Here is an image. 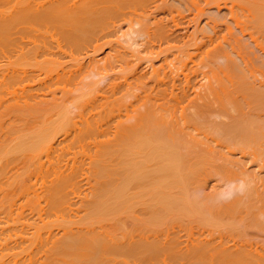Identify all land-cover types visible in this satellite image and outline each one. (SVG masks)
Listing matches in <instances>:
<instances>
[{"label": "bare ground", "instance_id": "obj_1", "mask_svg": "<svg viewBox=\"0 0 264 264\" xmlns=\"http://www.w3.org/2000/svg\"><path fill=\"white\" fill-rule=\"evenodd\" d=\"M189 11L194 31L179 47L171 22ZM108 37L133 56L139 46L166 43L164 51L177 53L166 59L168 74L192 85L173 84L166 99L157 91L140 96L101 124L106 120L94 110L109 99L97 95L111 79L106 62L123 59L113 46L99 58ZM151 63L152 76L162 77L163 65ZM1 68V82L13 88L0 100V180L6 173L16 180L32 165L46 168L72 138L93 137L94 151L89 176L84 172L92 183L78 188V166L55 163L50 180L32 188L41 225L0 238L10 252L19 248L5 250L10 255L26 253L11 264H264V242L250 234L264 233V0H0ZM59 78L66 82L61 89ZM54 222L56 229L40 234Z\"/></svg>", "mask_w": 264, "mask_h": 264}, {"label": "rangeland", "instance_id": "obj_2", "mask_svg": "<svg viewBox=\"0 0 264 264\" xmlns=\"http://www.w3.org/2000/svg\"><path fill=\"white\" fill-rule=\"evenodd\" d=\"M163 11L164 12H166V9H164V10H159L158 11V13H163ZM191 11H189V12H185V13H180L181 15H179L178 13H175L174 14V16H175V19H176V21H174V22H171V23H173V24H171V26H172V30L175 32V35H177V39L175 40L176 41V43H175V45H177V46H179L180 47V44L182 43V42H184L185 40H187V38H188V36L187 35H189L192 31H194L193 30V27H192V24H191V16H192V12L190 13ZM194 12V11H193ZM178 14V16H176ZM190 14V15H189ZM162 15V14H161ZM166 16L168 17L167 19H169L170 17L166 14ZM159 17H161V16H159ZM182 17H186L185 19H183ZM177 18H179V19H177ZM188 20H190V21H188ZM123 26V31L124 30H126V26H125V24H123L122 25ZM134 28H136V26L134 27ZM195 34V33H194ZM114 37L116 36V35H113ZM113 36H111V38L113 39L112 41H115L116 39L113 37ZM195 36H196V34H195ZM198 36V35H197ZM179 37V38H178ZM110 37H108V38H106V40L107 39H111ZM115 39V40H114ZM106 40H102V41H104V42H106ZM118 40H120L121 41V43L123 42L122 40H121V38L120 39H118ZM117 40V41H118ZM134 40H136V39H134ZM109 43L108 44H110V42H111V40H107ZM137 42H142L143 41V38L141 39H138V40H136ZM161 41V40H160ZM159 41V42H160ZM174 41V42H175ZM101 42V41H100ZM100 42H98V43H100ZM174 42L173 43H171L170 45H173L174 44ZM97 43V44H98ZM102 44H103V42H101ZM100 43V45H102ZM120 43V42H119ZM124 43L125 42H123V44H121V45H124ZM155 43V44H154ZM153 44H149V45H145V46H141V48H140V46L138 47V46H136V47H138L139 48V54H138V56L136 55V56H133L134 54H128V53H126V51H128V49H127V44L125 43V45L127 46H125L124 45V47H126L125 49H124V51H125V53H123V49H122V46H121V48L119 47V44L117 43V42H113L112 43V45L110 44V47L108 46V44L107 45H104L105 47H103V46H101V47H103V49L99 46V44H98V46L102 49V50H99L98 49V56H99V58L100 57H104L106 54H107V52L109 53V51H110V48H111V46H113V47H117V48H111V49H113V50H111V51H113L112 53H114L116 56H117V58H119L118 60H120L121 58H123L122 60H121V62L123 63H120V61H119V63L118 62H113V61H110V64H109V60L106 62V64L108 65V66H106L107 67V69H106V73L108 74V75H110V77H111V79L113 80H111L110 78H106L104 81H102L101 83H100V89H103V91L102 92H100V93H98L97 95H99V96H101L102 97V95L106 98V99H112V100H106L105 102L107 103V105L110 103L111 105V107L108 105V107H110V108H108L107 106H106V103L104 102V100H102V102H100V104L99 103H97L96 102V104H95V106H96V111L94 110V112H97V110H98V114H100V119H102L101 121H103L104 120V118H105V122L103 121L101 124H110V123H112V122H110V120L111 121H113L111 118H114L117 114H119V112H122L123 110H124V107L122 108V106H125V107H128L129 105H130V102H132V100H133V102H135V99H138L140 96H148L149 94L150 95H152V96H154L153 94L154 93H152V92H159L160 94H159V96H157V97H159V98H161V99H166V96L165 95H168L169 94V90H170V88L172 87V86H175L176 85V88L175 87H173L174 89H177V88H179L178 86H183V87H186V86H188V87H190V85H192V82H190L189 83V85H187L186 83H181V84H179V82H177L178 80L180 81V79H178V77L176 78V76L173 74V75H171V74H168V71L169 70H167L169 67H168V65H167V61H166V59L167 60H169V59H172L173 57L172 56H176L177 55V53L175 52V51H173V52H171V51H164V48L166 47V43H164L163 44V42H162V44H161V46L159 47V43L157 42V41H155ZM157 43V44H156ZM180 43V44H179ZM97 44H95V45H97ZM118 44V46H116ZM152 45H156L155 47L156 48H154V46H152ZM93 46H94V44L91 46L92 48H93ZM135 46V45H134ZM152 46V47H151ZM158 46V47H157ZM94 47H97V46H94ZM107 47H109V48H107ZM136 47L135 48H133L134 50L136 49ZM168 47V46H167ZM90 48V47H89ZM119 48V49H118ZM129 48V47H128ZM146 48H148V49H146ZM150 48V49H149ZM152 48H154V49H152ZM91 49V48H90ZM120 50V49H122V52H120V51H118V50ZM130 50H131V47L129 48ZM145 49V50H144ZM188 49V48H187ZM189 49L191 50L192 48L191 47H189ZM188 49V50H189ZM137 50L138 49H136V53H137ZM145 53H143L142 51ZM162 50V51H161ZM101 51V52H100ZM118 51V52H117ZM132 51V50H131ZM141 51V52H140ZM150 51H152L151 53H153L152 55H150L151 53H150ZM160 51H161V53L163 52L164 53V55L163 54H161L160 53ZM185 51H186V49H185ZM133 52H135V51H133ZM149 52V53H148ZM123 54V56L122 55H119V54ZM142 53V54H141ZM156 53V54H155ZM174 53H175V55H174ZM113 54V55H114ZM125 54H127L126 56L127 57H129V58H127V57H124V55ZM157 54H159V55H157ZM120 57H119V56ZM133 57H132V56ZM140 55V56H139ZM150 55V56H149ZM131 56V57H130ZM147 56V57H146ZM152 56H154V57H152ZM63 57L64 56H61L60 58H61V61L60 62H65V65L66 64H68V65H71V63L70 62H72L71 60H70V62H68L69 61V57H65V59H63ZM177 57H179V59L180 60H182V61H186L184 58L182 59L181 58V56H177ZM60 58H59V60H60ZM124 58H125V60H124ZM134 58V59H133ZM146 58V59H145ZM63 59V60H62ZM130 59H131V61H130ZM145 59V60H144ZM147 59H149V60H147ZM133 60V61H132ZM128 61V62H127ZM144 61H146V62H144ZM147 61H149L151 64H153L154 66H156V67H154V68H156L157 69V67H161V65H163L162 66V72H164V74H162V77L160 76V77H156V78H154L153 76V74H151L150 72L152 71L151 70V68L149 67L150 66V63L149 62H147ZM154 61V62H153ZM187 62V61H186ZM185 62V63H186ZM74 63V62H73ZM86 64L85 65H87V60H86V62H85ZM115 63V64H114ZM129 63H131V64H129ZM135 64L133 67H134V69H131L132 67V65L133 64ZM137 63V64H136ZM76 64V63H75ZM113 64H114V66H113ZM125 64V65H124ZM157 64V65H156ZM64 65V66H65ZM120 67H119V66ZM129 67H128V66ZM149 65V66H148ZM110 67V68H109ZM113 67V68H112ZM126 68V69H128V70H126L125 69V71L123 70V71H121V72H117V70H119V68ZM131 67V68H130ZM164 67H165V69H164ZM5 69V68H4ZM3 68H1V70L0 71H3L4 70ZM116 69V70H115ZM31 70H34V69H31ZM61 70V67H59V71ZM109 70H110V72H109ZM131 70H132V72H131ZM160 71V70H159ZM114 72H115V74H114ZM117 72V73H116ZM128 72V73H127ZM136 72V74H134ZM149 72V73H148ZM125 73V74H124ZM112 74H114V75H112ZM127 74H128V76H127ZM139 74V75H138ZM153 75V76H152ZM165 75H168V76H166L165 77ZM171 75V76H170ZM195 75H197V74H195V73H193L192 74V76L190 77V78H193ZM119 76L120 77H122L123 79H120L119 78ZM124 76V77H123ZM130 76V77H129ZM134 76V77H133ZM138 76V77H137ZM163 76L165 77V79L163 78ZM173 76H174V80H173ZM152 77H153V79H152ZM167 77H171L170 79L169 78H167ZM182 77V76H181ZM181 77H179V78H181ZM1 78V80H0V93L1 94H3V95H1L0 96V100H1V98H2V96H4L5 95V92L9 89L10 90V88H13V86H12V84H11V82H9V81H4V82H1V81H3V78L2 77H0ZM125 78V79H124ZM129 78V79H128ZM135 78V83L133 82V79ZM136 78H138L137 79V81H136ZM158 78L160 79V81L158 80ZM166 78H167V80H166ZM130 79H132L131 81H130ZM153 81H152V80ZM121 80V81H120ZM191 80H194V78L193 79H191ZM29 81V80H28ZM64 81H65V78H59V89H61L62 87L61 86H65L66 85V82H65V85H64ZM115 81V82H114ZM125 81H128V82H125ZM157 83H156V82ZM169 81V82H168ZM174 81V82H173ZM29 82H31V81H29ZM125 82V83H124ZM149 82V83H148ZM152 82V83H151ZM155 82V83H154ZM158 82L160 83V84H162V85H160V84H158ZM173 82V83H172ZM184 82V81H183ZM5 83V84H4ZM9 83V84H8ZM129 83H130V85H129ZM135 84V85H134ZM142 85V87H141V85ZM164 84H166V85H164ZM171 86H170V85ZM173 84H175V85H173ZM11 87H10V86ZM105 85V86H104ZM134 85V86H133ZM147 85V86H146ZM159 85H160V87H159ZM6 86V87H5ZM15 86V85H14ZM109 86V87H108ZM128 86V87H127ZM138 86V87H137ZM3 87V88H2ZM106 87V88H105ZM111 87V88H110ZM123 87V88H122ZM127 89H126V88ZM130 87V89H128ZM149 87V88H148ZM153 87V88H152ZM159 87V88H158ZM168 87V88H167ZM5 88V89H4ZM8 88V89H7ZM138 88V89H137ZM140 88V89H139ZM145 89L146 90V92L144 93V92H142V91H145V90H143V89ZM159 90H157V89ZM164 90H163V89ZM165 88H167V89H165ZM172 88V89H173ZM105 89V90H104ZM109 91H108V90ZM117 89H118V91H117ZM137 89V90H136ZM149 89V90H148ZM6 90V91H5ZM111 90V91H110ZM141 90V91H140ZM152 90V91H151ZM4 91V93H2ZM138 91V92H137ZM128 92V93H127ZM142 92V93H141ZM102 93H105V94H102ZM117 93L118 94H120L119 96L117 95ZM131 93V94H130ZM165 93V94H164ZM100 94H102V95H100ZM107 94V95H106ZM113 94V95H112ZM127 95V94H130L129 95V97L128 96H124V95ZM144 94V95H143ZM59 95H60V93H59ZM132 95V96H131ZM133 95H134V98H133ZM139 95V96H138ZM157 95H158V93H157ZM107 96H108V98H107ZM116 96H117V98H116ZM151 96V97H152ZM113 97V98H112ZM137 97V98H136ZM114 98H116V99H114ZM125 98H126V100H127V102H126V100H125ZM89 99V100H88ZM90 99H94V96H91V97H89V98H87L86 100L89 102L90 101ZM85 100V101H86ZM91 100V101H92ZM85 101H83L82 103H81V105L82 104H84L85 103ZM86 101V103H88ZM115 101V102H114ZM120 101V102H119ZM113 102V103H112ZM125 102H126V104H125ZM129 102V103H128ZM85 103V104H86ZM115 103V104H114ZM117 103V104H116ZM1 104V103H0ZM99 104V105H98ZM105 104V105H104ZM104 105V106H103ZM115 105V106H114ZM119 105H120V107H119ZM122 105V106H121ZM128 105V106H127ZM102 106V107H101ZM106 106V107H105ZM119 109H118V108ZM98 108H102L101 109V111L102 110H104V112L102 111H100V109H98ZM114 108V109H113ZM121 108V109H120ZM113 109V110H112ZM107 110V111H106ZM105 111H106V113H105ZM110 111V112H109ZM111 112H113V113H111ZM114 112H115V114H114ZM117 112V113H116ZM103 113H105V114H103ZM112 114V115H111ZM113 114H114V116H113ZM104 115V116H103ZM105 115H107V117H109V118H107ZM110 116H112L111 118H110ZM107 118V119H106ZM108 121V122H107ZM99 124H100V122H99ZM93 137H91V140H89V139H78L76 142H75V140L76 139H74V138H72V139H70V142L68 141V142H66L65 144H60L59 145V147L52 153V155H54V156H49L50 158H53V159H50L49 158V161H48V163L46 164V168H39V169H37V168H35V167H33V165L30 167V168H28V170L27 171H25V172H23L22 174H24L25 175V179H23L24 178V175H22L21 177H22V180H21V177H19L20 178V181H19V178H17L16 180H14L12 177L14 176L13 174H12V176L10 177V175H11V173L10 174H8V173H6V174H4V175H2L1 176V180H0V191H2L3 189V191L1 192V196L0 197H3V199H4V197H6L7 199H5L4 201H2L1 202V206H0V208L2 207V210L0 209V215L3 217V218H1V216H0V221H2V220H6V221H4L5 223H3V221L0 223V238L1 239H6V237H5V233H7L6 234V236H8L9 234H13L14 232L17 234V236L21 233H19V231H22V230H24L25 228L26 229H30L31 231H33L32 229L34 228V226H32L33 224L34 225H41V223L39 224V219L37 220L36 218H38V216L39 215H37V217L35 216V214H37V213H39V209H37V211H36V207L37 208H39V206H38V203H37V198H35L34 199V197H36L35 196V194L33 193V191H34V189H35V191L36 190H38L39 189V187L41 186V184L40 185H38L39 183H44L45 182V180L48 182V180H50V178L51 177H49V173L52 175L53 174V172H56L57 171V167H58V165H61L62 166V164L64 165V164H66V163H70V165L71 164H73V167H76V166H78L77 167V169H78V172H77V175H78V179L76 180V178H75V180H74V183H81V184H78L77 185V187L78 188H80L81 187V185L82 186H85L84 184L85 183H89L90 181H88V180H85L86 178H85V174H84V172L86 173V175L87 176H89V171L87 170L88 169V164H89V162H90V157L93 155V153H94V151L93 150H90V149H92L91 148V146L89 145L91 142H92V139ZM71 140H72V142H71ZM80 141V142H79ZM75 142V143H74ZM78 142V143H77ZM84 142H86V144L84 143ZM69 143V144H68ZM71 143H73V144H71ZM72 146H71V145ZM80 146H79V145ZM84 145V146H83ZM76 146V147H75ZM75 147V148H74ZM59 149V150H58ZM79 149H83L82 151L81 150H79ZM87 149V150H86ZM89 149V150H88ZM85 150V151H84ZM89 152V154H88V152ZM92 151V152H91ZM85 154H84V153ZM51 155V154H50ZM87 155L89 156V157H87ZM91 155V156H90ZM57 157H58V159H57ZM57 160V161H56ZM53 161V162H52ZM86 161V162H85ZM74 162H76L75 164H74ZM53 163V164H52ZM55 163H59L58 165L57 164H55ZM61 163V164H60ZM86 163V164H85ZM49 164V165H48ZM52 164V165H51ZM55 164V165H54ZM51 165V166H50ZM87 165V166H86ZM80 166V167H79ZM51 167V168H50ZM55 167V168H54ZM87 167V168H86ZM248 167V166H247ZM80 168V169H79ZM258 168L259 167H256L255 169H253V170H255V171H257L258 170ZM264 168V167H263ZM36 169H37V171H36ZM42 169V170H41ZM56 169V170H55ZM82 169V170H81ZM30 170H31V172H30ZM32 170H34V171H32ZM49 170V171H48ZM54 170V171H53ZM76 170V169H75ZM80 170V171H79ZM259 170H260V168H259ZM258 170V171H259ZM261 171L262 172H260L261 174H263L264 175V170H262L261 169ZM32 172H34V173H32ZM36 172H37V174H36ZM45 172V173H44ZM52 172V173H51ZM81 172H82V175H81ZM44 173V174H43ZM48 173V174H47ZM29 174V175H28ZM34 174V175H33ZM260 174V175H261ZM5 175H6V177H5ZM50 175V176H51ZM76 175V171H75V176H77ZM262 175V176H263ZM39 176V177H38ZM40 176H42V177H40ZM81 176V177H80ZM262 176H259V177H262ZM15 177V176H14ZM27 177H28V179H27ZM34 177H35V179H34ZM47 177H49V178H47ZM7 178H8V180H7ZM80 178H81V180H80ZM85 178V179H84ZM214 177H212V178H210L209 180H211V184H214L213 182H212V179H213ZM264 178V177H263ZM4 179V180H3ZM31 179V180H30ZM33 179V180H32ZM44 179V180H43ZM79 180V181H78ZM85 182H84V181ZM91 180V179H90ZM12 181V182H11ZM14 181H15V183H14ZM18 181V182H17ZM34 181H36V182H34ZM39 181V182H38ZM87 181V182H86ZM9 182V183H8ZM21 182V183H20ZM23 182V183H22ZM29 182H30V184H29ZM31 182H33V183H31ZM84 182V183H83ZM12 183V184H11ZM17 183V184H16ZM36 183H38V184H36ZM90 183H92V180H91V182ZM209 184V186L211 185L210 184V181L208 182ZM7 184V185H6ZM21 184H22V186H21ZM24 184V185H23ZM5 185V186H4ZM9 185V186H8ZM12 185H13V187H12ZM18 185V186H17ZM36 187H35V186ZM263 185H264V183H263ZM7 186V187H6ZM17 186V187H16ZM24 186V187H23ZM29 186V187H28ZM9 187V188H8ZM15 187V188H14ZM20 187H23V190L20 188ZM28 187V188H27ZM76 187V188H77ZM17 188V189H16ZM29 188H30V190H29ZM32 188H33V191H32ZM87 188V187H86ZM25 189V190H24ZM81 189H85V188H81ZM6 190V191H5ZM15 190V191H14ZM20 190V191H19ZM79 190V189H78ZM8 191V192H7ZM17 191V192H16ZM34 191V192H35ZM81 191V190H80ZM6 192V193H5ZM14 193V194H13ZM17 193V194H16ZM21 193H22V195H21ZM31 193V194H30ZM6 194V195H5ZM20 194V195H19ZM2 195H4V196H2ZM16 195V196H15ZM30 195V196H29ZM14 199H13V198ZM20 197V198H19ZM29 197V198H28ZM10 198H12L13 200H16V201H13L12 199H10ZM73 198V197H72ZM19 199V200H18ZM23 199V200H22ZM10 200L12 201V202H10ZM6 201V202H5ZM20 201H21V203H20ZM17 202H19V204L17 203ZM70 202H72V201H70ZM9 205H8V204ZM29 203V204H28ZM37 203V204H36ZM2 204H3V206H2ZM25 204V205H24ZM32 205V204H36L35 205V207H32L31 205L30 206H28V205ZM15 205H17V206H15ZM13 206V207H12ZM20 206V207H19ZM22 206H23V208L24 209H22ZM25 206L27 207V208H25ZM79 206V205H78ZM77 206V207H78ZM7 207H9V208H7ZM14 207H18V210H16L17 208H14ZM6 210H5V209ZM14 208V209H13ZM20 208H21V210H20ZM35 209L34 210V213H33V209ZM73 208H75V206L73 207ZM30 211H29V210ZM5 210V211H4ZM27 212H26V211ZM31 210H32V213H31ZM13 211H14V213L16 212V214H14L13 213ZM35 211H36V213H35ZM4 212V213H3ZM30 212V213H29ZM7 213V214H6ZM19 213H21L20 215H21V220H20V218H18L19 217ZM27 213V214H26ZM9 214V215H8ZM13 216H15L14 218H11L12 217V215ZM26 214V215H25ZM29 214V215H28ZM42 214V213H41ZM6 215L7 216H9L8 218L6 217ZM16 215H18V217L16 216ZM28 215V216H27ZM32 215L35 217L34 219H33V217H32ZM59 215V214H58ZM27 216V217H26ZM5 217V218H4ZM30 217V218H29ZM32 217V218H31ZM25 218H26V220H27V218H28V220H27V224H26V220H25ZM8 219V220H7ZM29 219H30V221H29ZM31 219H33L32 221H31ZM50 219H52L53 220V217H50ZM49 219V220H50ZM37 220V221H36ZM45 220H48V217H47V219H45ZM44 220V221H45ZM29 222H30V224H29ZM35 222V223H34ZM47 222V221H46ZM2 223H3V225H2ZM57 223V222H56ZM55 222H54V224H47L46 226H41V228L39 229V232H40V234H45L47 231H53V229H56L55 227H57V225L55 226V224H56ZM5 224H8V225H5ZM29 224V225H28ZM15 226V227H14ZM20 226H21V229H20ZM25 228H24V227ZM26 226H29V227H26ZM32 226V227H31ZM4 227V228H3ZM45 227V228H44ZM5 228H6V231H5ZM22 228H24V229H22ZM18 229V230H17ZM20 229V230H19ZM43 229H45V230H43ZM16 230V231H15ZM42 231V232H41ZM44 231V232H43ZM254 230H250V234H251V237L252 236H258V237H256L255 239H254V241L255 242H259L260 244H262L264 241H262V240H264V233H262L261 234V232H257V231H254ZM249 232V231H248ZM9 233V234H8ZM38 233V232H37ZM256 233V234H255ZM249 234V233H248ZM249 234V235H250ZM2 236H4V237H2ZM257 238H259V239H257ZM261 238H262V240H261ZM262 241V242H261ZM34 242H37V239H35L34 240ZM258 243V244H259ZM4 244H5V242H4ZM6 244H7V242H6ZM36 243H34V245H35ZM264 244V243H263ZM34 245L32 246V248L34 247ZM7 246V248H8V244L6 245ZM0 247H2L3 248V250L5 251H7V252H9V253H13V251L15 252V251H20L19 250V248H18V250L16 249V250H13V251H11L10 252V250H8L6 247H5V245H4V247H3V242L1 243V246ZM2 248H0V250L2 249ZM31 248V249H32ZM4 251H3V253H4ZM5 251V255H3V253L2 254H0V257H1V259H0V264L2 263V262H4V263H2V264H11V261H9V260H12V259H14V261H18V260H20L21 259V257H24L25 255H26V253H23V254H21V255H19V256H17V257H15L13 254H9V253H7ZM31 251V250H30ZM16 253H18V252H16ZM16 253H14V254H16ZM10 255V257H9V255ZM2 255V256H1ZM8 255V256H7ZM13 255V256H12ZM4 256H6L5 257V259L6 260H4L3 259V257ZM21 256V257H20ZM8 260V261H7ZM7 261V262H6ZM177 264H178V262H176ZM175 263V264H176ZM171 264H173V262L171 263Z\"/></svg>", "mask_w": 264, "mask_h": 264}]
</instances>
